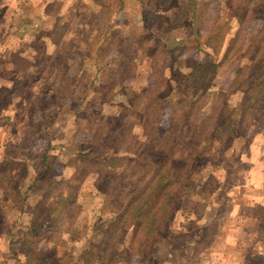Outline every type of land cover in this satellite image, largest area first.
<instances>
[{
	"label": "rangeland",
	"instance_id": "obj_1",
	"mask_svg": "<svg viewBox=\"0 0 264 264\" xmlns=\"http://www.w3.org/2000/svg\"><path fill=\"white\" fill-rule=\"evenodd\" d=\"M185 1L171 28L149 11L178 0H0V264H264V0H235L239 26L228 0L187 22ZM163 159L177 198L132 257L116 214Z\"/></svg>",
	"mask_w": 264,
	"mask_h": 264
},
{
	"label": "trees",
	"instance_id": "obj_2",
	"mask_svg": "<svg viewBox=\"0 0 264 264\" xmlns=\"http://www.w3.org/2000/svg\"><path fill=\"white\" fill-rule=\"evenodd\" d=\"M188 1L191 4L192 13H191V16H189V19L185 20L186 22L188 20H192L191 18H193L194 14H196L198 2H199V0H188ZM178 2L179 3H176V4H167L165 8L161 10H158L157 6L155 5V11L150 10L149 12L151 13V15H153V17H160L162 21L167 22L169 27L171 28L176 27L178 24L183 23V21L179 20L180 16L177 13V6L178 8L179 7L181 8L184 6V4H186L185 0H180V1L178 0ZM228 2L231 3V6L228 9L227 19L230 20V15L232 14L231 15L232 17L237 18L236 22L238 23L237 25L239 26L240 24L244 22L245 18L243 19L242 18L243 15L234 11L235 10L234 7L235 5H237V2H235V0H228ZM246 3H250V0H246ZM173 13L174 15L173 17H171ZM178 20H179V23H178ZM229 24L231 26V23ZM204 42L206 43L207 39H205ZM181 64H182V61L181 63H179V65L182 66ZM194 66L192 69H195V70L199 67V65L197 68H194ZM258 85H259L258 82L252 84L254 88ZM205 87L207 88V85H205ZM249 90H251V86L248 87V91ZM248 96H249V93H248ZM259 100H258V96H254L251 98L245 96L244 103L248 102L249 104H251V101H252L256 107V104L259 102ZM193 103H195V100H193ZM188 114L189 113L185 115L183 114L185 119L187 120H190V118L194 119V115L196 114V111H193V114H194L193 117ZM255 120L259 123L257 117L255 118ZM263 126H264V123H263ZM217 140H219V136L217 137ZM191 159L193 160L192 157ZM191 159L189 158L188 161L190 162ZM161 163L163 167H166V169L163 170L166 175L162 174L160 178L156 177L154 179L155 184L152 185L149 189L147 185H144L143 187L139 189L127 191L129 200L127 201L124 208L117 211V214H116L117 219L121 218L122 220L127 221L129 224L132 223L134 220H137L138 222V226H136L137 229L134 232L132 231V233L134 234L133 239H136V243L126 245L127 252H129V255L132 257L146 256L144 252L145 250L144 245H148L149 243L147 244V242L151 243L152 238L154 237L156 238L158 235H160L161 231L167 224L166 217L172 210L173 203L177 198V193L175 191L176 188L174 187V185H171L175 181L171 176L173 175L174 172L171 169V167L166 166L165 159H163ZM189 167L190 166L187 165L186 170H189ZM145 189L146 190L148 189V191L145 192ZM150 203H152V205L147 206ZM201 205H203V203ZM201 205L197 202L196 204L192 206L195 207V210H198V209H201L202 207ZM153 243H156V240ZM172 244H173L172 241L168 242L169 255H165L164 257L171 256V251L174 248ZM127 252L124 253L123 255L118 254V258L119 259L122 258L126 260L128 263L129 259H127V256H126ZM85 254H89L90 257L86 259V256H85L84 260L81 261L80 263L84 262L87 264H109V262H113L112 256H110L109 258L102 257V256L95 257V254H93L91 250L89 249L88 250L85 249ZM71 264H77V261H73L71 262Z\"/></svg>",
	"mask_w": 264,
	"mask_h": 264
},
{
	"label": "crops",
	"instance_id": "obj_3",
	"mask_svg": "<svg viewBox=\"0 0 264 264\" xmlns=\"http://www.w3.org/2000/svg\"><path fill=\"white\" fill-rule=\"evenodd\" d=\"M139 2L141 3V5H143V6H148V3L146 2V0H143V1H140L139 0ZM26 20H28V21H30V19H26ZM14 33V32H13ZM27 35L28 34H24V36L27 38ZM16 36H17V38L19 39V42H21V45H22V47L24 46V42H23V39H22V33H16ZM18 51H25V50H23V49H19ZM21 55V54H20ZM264 167H261V170H259V172L254 176V182H253V184H252V187L253 188H255V189H259V188H261L262 189V187H263V184H262V180H263V175H264ZM262 185V186H261ZM256 194H261L259 191L258 192H255ZM211 207H209V208H204V210L202 209V211H201V213H205V212H207L209 209H210ZM231 212V211H230ZM92 214H94V213H92ZM208 218V217H207ZM207 218H205V217H201V219H200V221L201 222H203L202 220H207ZM30 219V218H29ZM29 219H27V220H29ZM207 222V221H206ZM14 224L15 225H17V223H16V220H15V222H14ZM23 224H27V221H25ZM241 226L242 225H237V224H234L233 225V228L235 229L234 230V232H235V234H234V236L232 237L233 239H236V237L235 236H237L238 238H241V234H240V229H241ZM238 230H240V231H238ZM237 238V239H238ZM233 239H231L232 241H233ZM234 242V241H233ZM235 243H236V241H235ZM236 251H238L237 250V248H235L234 249V251H232L231 250V253L229 254V255H227L226 254V258H228L229 257V259H232V260H234V261H236L237 263H238V261L240 260L239 259V257H241V255H239V252H238V255L236 254ZM237 255V256H236ZM207 259L206 260H202V262H205V261H215V262H218L219 260H223V259H225V251H219V252H211V254L208 256V257H206Z\"/></svg>",
	"mask_w": 264,
	"mask_h": 264
}]
</instances>
